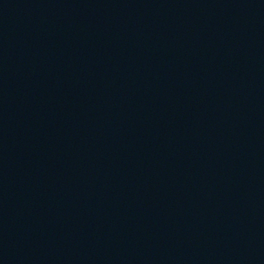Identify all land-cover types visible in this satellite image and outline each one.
I'll return each instance as SVG.
<instances>
[{
  "label": "water",
  "instance_id": "95a60500",
  "mask_svg": "<svg viewBox=\"0 0 264 264\" xmlns=\"http://www.w3.org/2000/svg\"><path fill=\"white\" fill-rule=\"evenodd\" d=\"M0 264H264V0H0Z\"/></svg>",
  "mask_w": 264,
  "mask_h": 264
}]
</instances>
